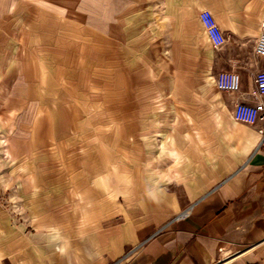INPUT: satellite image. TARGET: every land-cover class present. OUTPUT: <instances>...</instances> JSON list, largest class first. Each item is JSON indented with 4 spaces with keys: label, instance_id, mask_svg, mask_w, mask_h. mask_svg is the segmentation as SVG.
Returning a JSON list of instances; mask_svg holds the SVG:
<instances>
[{
    "label": "crops",
    "instance_id": "obj_1",
    "mask_svg": "<svg viewBox=\"0 0 264 264\" xmlns=\"http://www.w3.org/2000/svg\"><path fill=\"white\" fill-rule=\"evenodd\" d=\"M262 33L264 0H0L20 184L0 201V264H264V122L233 118ZM221 72L241 90H218Z\"/></svg>",
    "mask_w": 264,
    "mask_h": 264
},
{
    "label": "built area",
    "instance_id": "obj_2",
    "mask_svg": "<svg viewBox=\"0 0 264 264\" xmlns=\"http://www.w3.org/2000/svg\"><path fill=\"white\" fill-rule=\"evenodd\" d=\"M201 23L211 40L214 48H220L226 42V36L213 13L209 10H202L199 14ZM255 55L264 58V33L258 38ZM255 87L252 92L254 102H238L234 106L233 118L240 123L256 125L264 122V71H260L254 78ZM215 85L218 90L228 93H237L241 90V78L236 72H221L215 78ZM261 134L260 147L264 148V128L259 129Z\"/></svg>",
    "mask_w": 264,
    "mask_h": 264
},
{
    "label": "rangeland",
    "instance_id": "obj_3",
    "mask_svg": "<svg viewBox=\"0 0 264 264\" xmlns=\"http://www.w3.org/2000/svg\"><path fill=\"white\" fill-rule=\"evenodd\" d=\"M3 134L4 132L0 127V201H4L6 206L11 209L13 207V201L11 198L20 188V184L17 180L19 174H15L16 177H14L11 171L12 166H10V164L5 161V158L2 154ZM14 180H16V182L11 186V182ZM227 257H223L222 260L226 259Z\"/></svg>",
    "mask_w": 264,
    "mask_h": 264
}]
</instances>
